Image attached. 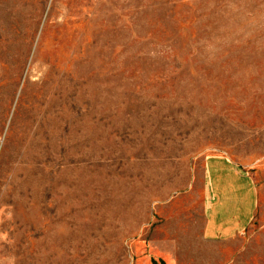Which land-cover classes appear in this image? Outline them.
<instances>
[{
  "label": "rangeland",
  "instance_id": "obj_1",
  "mask_svg": "<svg viewBox=\"0 0 264 264\" xmlns=\"http://www.w3.org/2000/svg\"><path fill=\"white\" fill-rule=\"evenodd\" d=\"M210 153L264 229V0H0V264H165Z\"/></svg>",
  "mask_w": 264,
  "mask_h": 264
},
{
  "label": "crops",
  "instance_id": "obj_2",
  "mask_svg": "<svg viewBox=\"0 0 264 264\" xmlns=\"http://www.w3.org/2000/svg\"><path fill=\"white\" fill-rule=\"evenodd\" d=\"M201 188L198 227L178 230L170 224L176 219H167L151 230L148 252L165 264H264L254 177L226 155L210 153L201 161Z\"/></svg>",
  "mask_w": 264,
  "mask_h": 264
}]
</instances>
